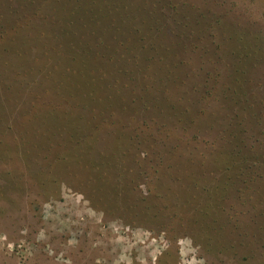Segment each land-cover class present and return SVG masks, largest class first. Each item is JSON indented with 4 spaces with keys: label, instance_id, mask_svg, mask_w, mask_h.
I'll return each mask as SVG.
<instances>
[{
    "label": "trees",
    "instance_id": "trees-1",
    "mask_svg": "<svg viewBox=\"0 0 264 264\" xmlns=\"http://www.w3.org/2000/svg\"><path fill=\"white\" fill-rule=\"evenodd\" d=\"M57 2V20L46 11L49 0L0 2V89L12 95L17 76L30 75L33 82L41 80L38 86L59 82L63 89L60 106L40 101L36 90L24 109L38 121L34 130L49 133L48 164L52 154L61 159L66 152L70 160L78 154L76 147L94 163L92 154L115 153L123 141L120 137L98 149L104 138L97 134L116 139L117 131L128 127L123 138L133 148L146 144L147 153L164 159L166 176L174 178L186 169L182 145L208 133L214 148L197 165L194 160L186 165L195 166L190 170L199 179L196 190L208 191L209 180L218 175V206L220 196L247 202L264 193V98L253 93L256 67L264 58L263 36L231 29L226 34L231 46L223 49L213 32L221 22L214 11L218 0H204V5L195 0ZM52 26L58 33L50 32ZM52 34L55 43L47 40ZM31 39L37 49L33 66L19 63L17 70L12 59L23 58V44ZM0 110V126L11 122L8 110L6 115ZM66 130L60 148L65 149L55 151L53 135L62 139ZM193 199L183 200L193 205Z\"/></svg>",
    "mask_w": 264,
    "mask_h": 264
},
{
    "label": "rangeland",
    "instance_id": "rangeland-1",
    "mask_svg": "<svg viewBox=\"0 0 264 264\" xmlns=\"http://www.w3.org/2000/svg\"><path fill=\"white\" fill-rule=\"evenodd\" d=\"M56 2L46 4L53 20L59 18ZM218 2L214 11L221 22L213 32L223 49L231 46L226 35L231 29L264 38V0ZM194 3L205 4L204 0ZM55 30L59 29L52 26L50 32ZM47 40L55 43L56 35ZM23 46V58L12 59L17 70L19 63L33 66L37 52L33 39ZM257 65L253 93L260 99L264 98V58ZM17 77L12 95L0 89V108L11 117V122L0 126V264H264V193L247 202L220 196L218 206L220 176L209 180L208 191L198 192L199 179L190 170L195 166L186 167L193 160L197 165L211 152L213 136L202 133L182 145L186 169L174 178L166 176L164 159L153 160L147 153L151 150L146 144L133 148L123 138L128 127L118 130L116 139L107 132L97 134L104 138L98 149L120 137L123 141L115 153L92 154L94 163L76 147L73 153L78 154L70 160L66 152L61 159L52 154L48 164L49 133L34 130L38 121L33 122L24 109L33 102L36 90L40 101L52 100L60 106L63 89L59 82L48 83L47 89L36 85L41 80L33 82L32 75ZM22 83L25 87L19 88ZM62 133V139L53 135L55 151L65 149L60 148L67 130ZM100 186L106 189L100 191ZM189 195L193 205L183 200Z\"/></svg>",
    "mask_w": 264,
    "mask_h": 264
}]
</instances>
